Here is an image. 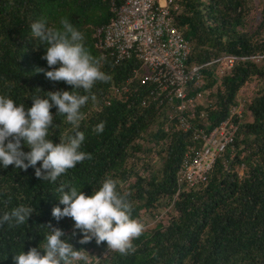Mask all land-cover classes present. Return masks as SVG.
Listing matches in <instances>:
<instances>
[{
  "label": "trees",
  "instance_id": "trees-1",
  "mask_svg": "<svg viewBox=\"0 0 264 264\" xmlns=\"http://www.w3.org/2000/svg\"><path fill=\"white\" fill-rule=\"evenodd\" d=\"M112 9L111 0H0V95L27 110L35 97L72 90L35 71L51 70L41 58L46 46L31 36L37 21L56 29L67 19L110 77L90 93L72 90L96 97L81 108L80 151L91 153V160L56 184L38 178L31 166H0V215L21 205L36 209L27 224L0 227V264H15L14 254L45 243L49 222L64 231L62 239L92 255L93 264H264V0H172L174 26L190 48L188 61L199 67L198 84L192 80L187 87L188 96H199L198 104L182 113L162 94L151 95L155 85L143 82L140 59L116 61L101 50L98 29L110 21ZM229 56L235 65L226 69L222 60ZM50 111L55 126L49 139L60 143L72 126L55 106ZM182 118L191 125L187 131ZM226 119L235 125V136L206 180H180L185 158L202 146L194 133ZM101 121L105 128L97 134L93 129ZM22 148L30 150L23 143ZM106 178L119 182L120 193H130L132 218L145 225L133 241L134 254L108 253L107 243L95 239L81 244L83 234L75 229L72 235L71 217L52 216L60 183L92 195Z\"/></svg>",
  "mask_w": 264,
  "mask_h": 264
},
{
  "label": "clouds",
  "instance_id": "clouds-1",
  "mask_svg": "<svg viewBox=\"0 0 264 264\" xmlns=\"http://www.w3.org/2000/svg\"><path fill=\"white\" fill-rule=\"evenodd\" d=\"M60 28H49L45 22H33L30 26L31 36L46 46L41 57L47 61L51 70L36 68L44 72L51 81H64L73 89H83L90 93L97 81L107 82L110 77L101 70L99 61L86 49L84 37L67 19L60 21ZM59 64V67H55ZM40 89V88H39ZM49 91L47 98L35 97L27 110L24 104L17 105L13 99L0 95V166L27 170L35 168V175L41 180L56 184L69 169L75 168L84 160H91V153L80 151L85 134L80 131L81 122L85 119L81 108L95 95H80L74 91ZM55 106L58 114L66 117L72 126V134L60 137V143H53L50 126L53 125V114L50 109ZM105 122L97 124L93 131L102 133ZM22 143L30 150L24 151ZM38 162H42L36 167ZM118 181L106 178L99 189L92 195H86L81 188L60 183L59 205L52 209V216L59 221L63 217L74 220L75 229L83 234L80 243L86 244L95 239L97 245L107 243L108 253L116 252L122 256L134 254L136 247L133 241L145 231L140 220L132 218V204L128 200L130 193L117 190ZM36 209L18 206L0 215V227H18L28 223L31 213ZM44 236L39 248L31 247L13 255L15 264H93L92 255L85 249L77 250L64 231L52 226ZM105 257H107V254ZM99 264V260L96 261Z\"/></svg>",
  "mask_w": 264,
  "mask_h": 264
},
{
  "label": "built area",
  "instance_id": "built-area-1",
  "mask_svg": "<svg viewBox=\"0 0 264 264\" xmlns=\"http://www.w3.org/2000/svg\"><path fill=\"white\" fill-rule=\"evenodd\" d=\"M120 1L111 0L114 15L98 29L99 47L116 61L136 56L146 69L143 82L155 85L152 96L162 94L177 112L192 110L199 96H188L187 87L192 80L198 84L199 67L188 61L190 48L174 26L172 0ZM222 63L231 69L235 58L224 57ZM181 125L184 131L191 127L183 118ZM235 132L230 119L208 132H195L194 139L202 140V146L185 158L180 180L191 184L205 181L215 160L233 142Z\"/></svg>",
  "mask_w": 264,
  "mask_h": 264
}]
</instances>
